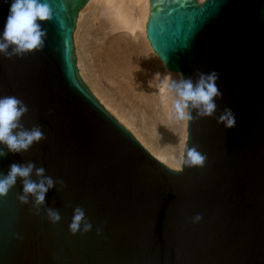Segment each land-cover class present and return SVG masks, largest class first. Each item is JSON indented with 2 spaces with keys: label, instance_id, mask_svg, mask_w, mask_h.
<instances>
[{
  "label": "water",
  "instance_id": "obj_1",
  "mask_svg": "<svg viewBox=\"0 0 264 264\" xmlns=\"http://www.w3.org/2000/svg\"><path fill=\"white\" fill-rule=\"evenodd\" d=\"M48 2L43 47L0 55V97L22 100L21 123L46 139L0 157V173L31 161L64 184L39 214L31 197L19 201V178L0 197V264H264V0H150L155 56L194 81L218 72L216 117L228 107L237 118L226 129L190 109L185 159L192 146L207 159L180 169L150 153L80 79L73 32L89 0ZM9 5L0 0V33ZM77 206L93 227L73 235ZM46 207L60 211L59 223Z\"/></svg>",
  "mask_w": 264,
  "mask_h": 264
},
{
  "label": "clouds",
  "instance_id": "obj_2",
  "mask_svg": "<svg viewBox=\"0 0 264 264\" xmlns=\"http://www.w3.org/2000/svg\"><path fill=\"white\" fill-rule=\"evenodd\" d=\"M9 3V0H4ZM54 13L48 0H10L9 14L7 16L2 33H0V55L7 58L23 56L26 53L40 50L47 37V30L42 23L53 20ZM219 73L215 70L201 72L195 81L191 76L185 78L181 74L179 80H172L169 90L174 92L176 99L173 104L176 120H192L190 109L196 110L197 117H214L218 124L226 129L236 127L237 118L231 108L225 107L223 112L216 117L218 105L216 98H222L223 94L218 87ZM28 112V107L16 96L0 97V157L6 158L8 153L21 154L28 151L34 144L46 139L42 128L34 125L27 129L21 123L22 118ZM5 148L7 151H5ZM207 157L196 146L187 150L185 165L188 167L204 166ZM35 173L37 180L32 179ZM18 178L22 184V193L18 199L23 204H28L31 197L34 207L39 214L41 206L45 205L47 192L57 183L63 185L64 181H56L46 175L44 167H37L34 162L12 163L8 172L0 173V197L7 196L17 185ZM48 219L52 223H59L62 219L60 211L46 207ZM197 214L193 223L202 220ZM92 224L86 219L83 208L77 206L74 209L69 231L87 233L92 230ZM98 234L99 231H98Z\"/></svg>",
  "mask_w": 264,
  "mask_h": 264
},
{
  "label": "bare ground",
  "instance_id": "obj_3",
  "mask_svg": "<svg viewBox=\"0 0 264 264\" xmlns=\"http://www.w3.org/2000/svg\"><path fill=\"white\" fill-rule=\"evenodd\" d=\"M149 8L150 0H89V3L83 4V9H79L76 16L73 50L76 42L79 77L99 97L93 93L98 101L130 128L132 134L138 138L135 135L134 137L156 158L168 167L171 166L170 168H180L185 161L189 123L188 120L175 119L173 104L177 97L168 86L172 80L181 78V72L168 69L165 62L155 56L146 36ZM86 14L94 15L95 18L107 17L113 29H127L139 36L142 57L139 65L141 69L137 68L138 78L129 75V66L123 52L112 60L108 75L111 83L106 84L108 81L105 82L106 79L98 75L91 57H88L87 33L80 32L87 23ZM176 145L180 147L178 153L174 151Z\"/></svg>",
  "mask_w": 264,
  "mask_h": 264
},
{
  "label": "rangeland",
  "instance_id": "obj_4",
  "mask_svg": "<svg viewBox=\"0 0 264 264\" xmlns=\"http://www.w3.org/2000/svg\"><path fill=\"white\" fill-rule=\"evenodd\" d=\"M95 17L96 16H94V15L86 14L85 18H87L86 19L87 23L83 26L84 29H83V27H81V29H83V30L80 29L81 30L80 32L83 31L82 32L83 34L87 33L86 37H87L88 48H89L88 49V52H89L88 57L89 56L91 57L90 58L91 62L93 63L94 69L97 71L98 75L99 76L101 75L102 78L106 79V80L103 79L105 82L108 81V82H106V84L111 83L109 78H108V75H109V71L112 67V60L115 56L116 57L120 56V53L122 54V52H123L124 56L127 59L126 60L127 64L129 66V69H128V71L130 73L129 75H131L133 78H138L137 73H139V71H138L139 69H137V68L138 67L140 68L139 65H141L140 62H141V57H142L141 51L139 50V46H140L139 36H136L134 33H132L130 30H127V29H113L112 23L109 20V18H107V17H104V16H101L98 18H95ZM86 30H87V32H86ZM74 41H75V33H74ZM111 43H112V45H111ZM116 48H118V50H116ZM77 50H78V48H77V44L75 42V50L74 51H76V55L78 58V51ZM114 51L117 54L114 53ZM77 65H78V62H77ZM104 68L105 69L107 68V69L105 70ZM102 72H103V74H102ZM109 111L112 113L111 110H109ZM113 115H115V114H113ZM115 117H117V116L115 115ZM178 145H176L174 148V151L176 153H178V151L180 149V147H179L180 145L179 146ZM172 168H177V167H172ZM180 168H177V169H180Z\"/></svg>",
  "mask_w": 264,
  "mask_h": 264
}]
</instances>
